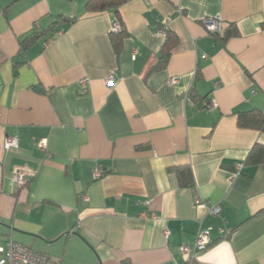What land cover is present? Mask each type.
Segmentation results:
<instances>
[{"label": "crops", "instance_id": "obj_1", "mask_svg": "<svg viewBox=\"0 0 264 264\" xmlns=\"http://www.w3.org/2000/svg\"><path fill=\"white\" fill-rule=\"evenodd\" d=\"M87 1L0 0V243L56 264H189L178 248L201 229L210 245L192 264H264V164L245 163L264 132L236 124L264 111V0H127L118 15ZM216 18L235 35L208 33Z\"/></svg>", "mask_w": 264, "mask_h": 264}, {"label": "trees", "instance_id": "obj_2", "mask_svg": "<svg viewBox=\"0 0 264 264\" xmlns=\"http://www.w3.org/2000/svg\"><path fill=\"white\" fill-rule=\"evenodd\" d=\"M127 0H88L86 3L85 10L89 14H97L105 11H112L113 14L118 15V9L126 2ZM71 20L60 17L54 22L51 26H49L44 31L32 32L27 36L20 39L19 51L21 53H25L29 48L35 45L37 42L42 39H46L49 41L54 37L57 33L58 27L60 24L70 23ZM122 32L117 33L116 35H112L111 43L115 52H118L120 46V34ZM235 35V31L231 30L228 32L227 29H223V33L219 38L225 40L229 36ZM175 42V36H170L167 33L166 41L161 50L160 59L154 67L152 71L161 69L164 67L167 62L172 44ZM236 124L239 128L243 129H254L261 130L264 132V116L262 113L257 110H251L248 112L237 113L236 115ZM247 166H258L264 164V146L255 144L248 153L246 158ZM176 173L178 184L180 187H192L193 186V178L189 168L187 167H177L174 169Z\"/></svg>", "mask_w": 264, "mask_h": 264}, {"label": "built area", "instance_id": "obj_3", "mask_svg": "<svg viewBox=\"0 0 264 264\" xmlns=\"http://www.w3.org/2000/svg\"><path fill=\"white\" fill-rule=\"evenodd\" d=\"M204 28L208 33L214 36H221L223 33V26L219 18L216 19H205L202 21ZM121 25L115 21L112 24V32L119 33L121 32ZM114 74H111L106 79V86L111 88L115 82ZM171 85L178 84L177 78H172L170 80ZM262 116H264V111L261 112ZM42 146V145H41ZM18 147V142L15 138L7 137L3 141L2 148L4 151H9L12 149H16ZM100 171L94 172V178L100 177ZM29 174L22 169H17L14 172V181L19 188H23L27 185L29 181ZM196 203H202L205 207L207 213L212 216H218L220 213L219 206H209L205 202H201V200L196 199ZM221 234L227 235L228 232L225 230H220ZM210 245V238L208 231L199 230L195 242L193 246L190 248L186 245H181L179 249V253L183 257L186 263L192 264L197 255L204 252L208 246ZM0 264H56L50 259L48 256L42 253H38L32 251L31 249L20 245L12 240L6 241L4 244H0Z\"/></svg>", "mask_w": 264, "mask_h": 264}, {"label": "rangeland", "instance_id": "obj_4", "mask_svg": "<svg viewBox=\"0 0 264 264\" xmlns=\"http://www.w3.org/2000/svg\"><path fill=\"white\" fill-rule=\"evenodd\" d=\"M0 244H2V243H0Z\"/></svg>", "mask_w": 264, "mask_h": 264}]
</instances>
